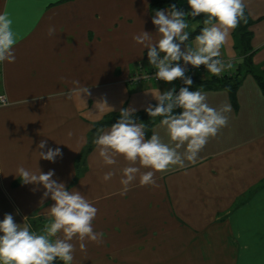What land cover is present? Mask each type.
<instances>
[{
	"label": "crops",
	"instance_id": "1",
	"mask_svg": "<svg viewBox=\"0 0 264 264\" xmlns=\"http://www.w3.org/2000/svg\"><path fill=\"white\" fill-rule=\"evenodd\" d=\"M243 2L255 21L252 61L263 70L264 0ZM0 13L12 19L16 34L15 62L0 63V95L8 100L0 105V220L10 213L21 227L43 234L53 201L42 202L43 186L25 185L16 175L18 166L33 172L38 166L45 173L54 169L53 180L80 191L98 209L93 227L103 233L101 242L81 251L74 240L72 264H264V95L251 74L238 87L235 105L226 89L199 90L210 107L230 104L231 111L194 161L157 173L158 188L137 182L123 193L124 161L110 166L117 175L105 182L110 167L102 166L94 144L84 149L106 114L130 105L140 113L156 103V89L176 88V81L136 80L154 69L147 49L132 39L142 30L156 38L150 0H0ZM50 26L54 36L47 34ZM232 31L221 58L234 56V68L219 76L204 69L199 77L233 73L239 58ZM185 44L194 46V39ZM73 81L91 95L73 91ZM160 121L151 135L174 147ZM244 124L247 134L236 129ZM41 140L59 147L62 158L39 159ZM177 151L183 157L185 149Z\"/></svg>",
	"mask_w": 264,
	"mask_h": 264
},
{
	"label": "clouds",
	"instance_id": "2",
	"mask_svg": "<svg viewBox=\"0 0 264 264\" xmlns=\"http://www.w3.org/2000/svg\"><path fill=\"white\" fill-rule=\"evenodd\" d=\"M187 5L189 12L177 8L176 4L154 10L151 23L156 28L155 39L152 33L143 30L132 37L137 45L147 49L148 63L156 70V81L169 84L182 81L183 86L178 91L175 86L164 92L156 89L152 95L156 103H149L143 109L149 117L163 118L160 123L166 127L169 141L175 146L162 142L155 133L146 139L145 125L134 119L138 109L132 105L121 107L119 118L93 140L102 166H114L118 159L124 161L125 166L119 170L123 193L137 182L139 186L158 188L157 173L167 171L170 166H183L185 159L194 161L209 138L215 137L228 123L225 113L231 111V105L224 104L219 110L210 107L204 93L190 90L193 80L186 73L187 66H204L214 76L234 68L236 58L233 56L225 62L221 48L231 30L242 19L246 22L245 4L243 0H187ZM201 14L205 16V26L195 36L194 46L186 45L189 32L185 31L188 28L185 17L195 18ZM12 23L7 13H0V63L16 60V34ZM55 33V26H50L47 34L54 36ZM72 83L76 86L73 91L82 96L91 95L87 86H80L79 81ZM102 103L114 110L106 100ZM0 104L7 106L6 95H0ZM176 109L180 111L177 113ZM181 147L185 149L183 157L177 151ZM37 148L39 159L55 163L63 156L59 147H48L46 140H41ZM37 169L33 172L21 165L16 175L25 185L43 186L41 201H53L47 209L48 223L43 234H36L29 226L21 227L13 214L6 213L0 220V264H55L56 261L72 264L76 251L74 240L79 242L81 251H86L88 242H101L103 233H97L93 227L98 209L80 191L74 188L69 191L64 182L53 180L54 169L46 173L40 172L38 166ZM116 175L117 170L110 167L102 180L107 182ZM32 190L39 191L36 187Z\"/></svg>",
	"mask_w": 264,
	"mask_h": 264
},
{
	"label": "trees",
	"instance_id": "3",
	"mask_svg": "<svg viewBox=\"0 0 264 264\" xmlns=\"http://www.w3.org/2000/svg\"><path fill=\"white\" fill-rule=\"evenodd\" d=\"M171 4H176L177 8L182 9L185 12H189L190 8L187 5V0H150V9L152 12L160 8H167ZM245 20H241L238 26L232 31V38L234 40V48L238 55L239 62L237 63L233 73L222 75L220 77H209L201 78L199 76H191L193 80V85L190 90L196 91L200 89H226L231 102L235 105L236 102V91L246 75L251 74L256 80L262 94L264 95V69H257L252 61L254 54V49L252 48L250 42L252 38V32L250 31V26L255 22L252 20L246 9H244ZM205 16L203 14L192 18L190 15L185 17L188 28L185 31L189 32V40H193L196 35L200 33L201 28L205 25L203 21ZM187 42V41H186ZM243 57L242 62L240 58ZM190 76V75H189ZM180 81V80H179ZM183 86V85H181ZM176 90L178 91L179 88ZM177 113L179 109L175 110ZM119 118L118 113H108L99 122L95 123L93 130L88 137L86 147L84 151H89L92 147L93 140L97 137L98 132L106 126H110ZM134 119L137 122H142L145 125V133L150 138L152 126L155 122L163 119L162 117H149L145 111L134 114Z\"/></svg>",
	"mask_w": 264,
	"mask_h": 264
},
{
	"label": "built area",
	"instance_id": "4",
	"mask_svg": "<svg viewBox=\"0 0 264 264\" xmlns=\"http://www.w3.org/2000/svg\"><path fill=\"white\" fill-rule=\"evenodd\" d=\"M182 63V62H180ZM188 67V72L186 73V75H190V76H199L202 74L203 70L205 69L204 66H200L199 68H192L191 66H187ZM155 69H151V70H145L143 72H141V74H139L138 76H136V80L138 79L139 81H150V82H154V83H160L163 81H156L154 79V75H155ZM135 78V77H134ZM182 85V81L176 80V88ZM3 105V104H0ZM31 231L33 232V230L31 229ZM56 264H62L61 262H56Z\"/></svg>",
	"mask_w": 264,
	"mask_h": 264
},
{
	"label": "rangeland",
	"instance_id": "5",
	"mask_svg": "<svg viewBox=\"0 0 264 264\" xmlns=\"http://www.w3.org/2000/svg\"><path fill=\"white\" fill-rule=\"evenodd\" d=\"M244 120H245V119H244ZM259 121H260V119L258 118V124H259ZM245 122H246V121H245ZM259 125H260V124H259ZM236 129H237V131H242V130H243V131H246V130H248V126H247L246 124H244V125H243V127H241V126H240V127H239V126H237V128H236ZM259 131H260V132L262 131V130H261V128L259 129ZM247 133H248V131H246V132H245V134H247ZM251 134H252V129H251V131H250V134H249V135H251ZM255 136H256V135H252V137H251V138H252V139H254V138H255ZM56 262H60V261H56ZM56 262H55V264H56ZM61 263H62V262H61Z\"/></svg>",
	"mask_w": 264,
	"mask_h": 264
}]
</instances>
